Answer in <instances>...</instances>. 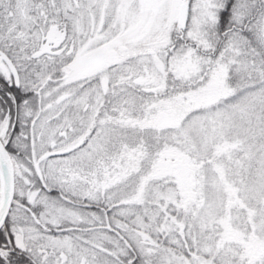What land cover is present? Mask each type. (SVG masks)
<instances>
[{"label": "snow or ice", "instance_id": "snow-or-ice-1", "mask_svg": "<svg viewBox=\"0 0 264 264\" xmlns=\"http://www.w3.org/2000/svg\"><path fill=\"white\" fill-rule=\"evenodd\" d=\"M0 264H264V0H0Z\"/></svg>", "mask_w": 264, "mask_h": 264}]
</instances>
